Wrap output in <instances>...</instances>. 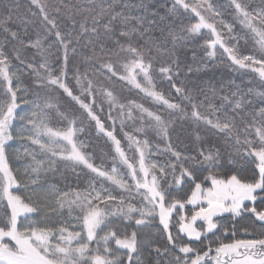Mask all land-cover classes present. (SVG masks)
<instances>
[{"label": "snow or ice", "instance_id": "6c2138e0", "mask_svg": "<svg viewBox=\"0 0 264 264\" xmlns=\"http://www.w3.org/2000/svg\"><path fill=\"white\" fill-rule=\"evenodd\" d=\"M30 3L38 9V14L29 9L31 16L39 15L43 28L35 40L29 35L35 21L18 14V3L0 0L6 10L0 14V264H264V106L253 108L248 98L259 96L264 105V91H245L232 81L227 94L223 86L211 88L210 98L203 88L183 82L178 86L174 80L180 76L177 47L199 37L209 57L215 58L219 47L231 66L255 73L264 85V0L256 6L253 0H228L231 21L224 18L225 5L212 0H172L163 15L149 0L122 2L121 11L115 0H86V5L60 0L69 19L86 14L78 33L62 32L57 19L50 18V11L61 13L60 6ZM133 9L140 14L131 15ZM184 13L192 14L189 23L177 19L160 29L161 38L145 39L166 18ZM116 22L125 27L113 51L104 38L114 34ZM48 36L55 39L45 46ZM89 36L95 39L87 41L92 55L85 56V63L95 61L96 73L126 82L159 110L135 100L120 102L87 71L76 69L70 83L69 52H76L74 41ZM241 42L251 46L249 54L240 53ZM54 48L63 49L59 69L51 64ZM28 49L40 60H28ZM153 50L169 57L158 75L169 82L177 102L156 89ZM113 56L122 60L119 71ZM26 76L33 78L30 84ZM32 86L38 91L30 95ZM98 93L108 103L111 129L97 115V107L103 111L96 103ZM217 95L219 105L213 103ZM64 96L111 142L109 167L103 161L97 165L87 144L78 140L84 129L73 113L61 110ZM113 109L127 120L139 112L144 125L136 129L141 138L124 132L125 119H120L127 151L117 137ZM53 113L67 126H50ZM177 121L182 122L181 133L184 124L192 129L187 143L180 134L173 141ZM15 140L22 142L23 150L15 151L25 161L24 184L16 175L20 169L9 165L8 150ZM57 161L75 177L76 187L65 190L40 182L42 173L57 171ZM61 178L70 179L63 173ZM30 185L34 187L28 191ZM21 189L27 194L21 195Z\"/></svg>", "mask_w": 264, "mask_h": 264}, {"label": "trees", "instance_id": "16d2710c", "mask_svg": "<svg viewBox=\"0 0 264 264\" xmlns=\"http://www.w3.org/2000/svg\"><path fill=\"white\" fill-rule=\"evenodd\" d=\"M4 3H7L9 5H14L16 3L19 4L18 14L19 15H27L29 19H32L35 21L33 25L29 27V35L33 40L37 38L38 35H43V28L40 24L39 15L36 17H32L29 9L31 11L37 12L38 9L31 5L30 0H3ZM117 3V11H121L122 9L119 7V5L122 2L129 3V4H138L140 0H115ZM150 3H154L155 7L159 9L160 14L163 15L164 11L167 7L171 6L172 0H149ZM214 4H224L225 8L222 9V11L225 13L224 18L226 20L231 21V17L228 15V13L231 12V9L227 7L228 0H212ZM41 3H46L50 6H60L62 8L61 13H55L50 11V18L55 17L57 19L58 26L60 27V30L63 31H73L74 33H78L80 31L79 29V23L83 21V17L86 14H75L73 15L72 19L76 21V27L73 29L72 27V19H69L68 16H66L64 13L68 11V9H64L60 5V0H41ZM64 3L69 5H86V0H64ZM259 0H253V6L258 5ZM181 13H183V10L181 9ZM0 14H6V10L3 8V5L0 4ZM140 13L136 11L135 9L131 10V15H139ZM191 13H184L182 15H179L178 17H174L172 19H167L159 25L158 27H153L151 29L150 34H146L145 39H157L161 38L162 34L160 29L167 28L170 25H173V21L179 20L183 23H189L191 18ZM195 22V21H191ZM11 24V22H10ZM13 29L16 30L15 25H12ZM178 27V25H175ZM89 27H91V21L89 20ZM124 25H121L119 22H116L114 24V34L110 38H104V42L107 46V48L112 49L113 51L116 50V39H119V32L124 28ZM100 31L102 32L103 29L101 28ZM205 35L207 36V30H204ZM163 35H167L165 32ZM89 38L94 37H83L80 39L79 43H76L74 41L73 46L76 48V52L72 53L69 52V81L71 84H74V81L71 80L72 73L76 71V69H79L81 73H84L87 71L91 78L97 82V86H104L108 88L109 90L113 91L114 95L118 98V100L122 103H127L129 100H135L137 103L143 104L146 108H149L150 110L156 111L160 109L159 105H155L151 102L150 99L146 98L143 93L139 92V90L131 87L130 85L126 84V82L119 81L115 78L112 80L106 79L104 76H100L98 73L95 72V69L99 67V65L95 61H89L85 63V56H91L92 55V48L91 46H88L87 41ZM54 36H48L47 41L45 42V46H47L48 43H51L54 41ZM144 42V41H142ZM204 40L201 38L196 39H186L183 41L182 46L177 47V55L180 62V76L174 77L175 82L179 86L181 82L186 84L189 88H192L193 85L199 86L205 90V92L209 93V96L211 98V88H216L219 90L222 86L225 89V94H227L229 90V85L232 81L235 82L237 85H241L242 88L246 91L248 88H252L253 92H262L264 91V85L261 84L259 77L252 73L251 71L246 70H236L233 66H231V61L227 59V54L223 52L222 49L219 47L216 50V56L215 58H211L207 55V52L205 51L204 47ZM97 51L99 50V44L95 45ZM169 47L171 48V44H169ZM10 48V46H9ZM251 50V46H243V42H241L240 47V53L241 54H249ZM53 52L55 53L51 59V64L54 69H59L62 64V58H63V49L61 48L59 52H56L55 48L53 49ZM153 67H154V82L156 84V89L158 91L163 92L166 96H168L170 99H172L174 102L178 101V97L176 96L174 90L170 87V84L167 80H163L159 78L158 75V69L159 67L164 64L169 57L167 55L163 54H157L155 50H153ZM25 56L28 60H31L33 57L37 61L40 60L39 55H36L35 50L28 49L25 51ZM105 60H107V57H105ZM113 62L116 64L117 70L119 71V64L121 61H117L116 57H112ZM13 64L20 66L18 61L13 60ZM189 68H191V71L189 72ZM33 78L26 76L25 81L26 83H31V80ZM143 83V81H141ZM78 92V89H74ZM231 90H235L234 87H232ZM32 91H38L34 86L31 87L30 95ZM249 99L253 100V108L264 106L261 105L260 97L259 96H251L248 97ZM198 99L202 100L203 96L198 95ZM96 103L97 105H102L103 111L100 110L99 107L96 108L97 115L100 116L101 121L105 124V127L108 129H111L112 127V121L108 119L109 114V106L106 102L105 98L100 95L99 93L96 96ZM213 103L219 105L221 103V100L219 98V95L216 96V98L213 100ZM22 109H27V105H21ZM67 109L71 113H73L77 117V124L78 126L83 127V131L79 132L77 134V138L80 141H84L87 144L86 151L89 152L94 162L97 165H101V162L103 161L104 167H109L112 164V155H114V149L111 146V142L108 140V138L103 134L99 133L98 130L95 127V122L91 121L89 118H87L86 114L83 113L82 110L79 109L78 105H75L73 102L69 100L66 96L62 97V111ZM134 117L136 119L134 120H127L124 117L118 116L117 110H112V116L116 118V134L119 139H121L122 145L125 147L126 151L127 149V141L123 138V132L120 131V119H125V127L124 132H128L133 135L140 136L143 138L142 133H138L136 129L143 127L144 125L139 119V112L133 113ZM181 123L180 121H177L176 123V131L172 133L173 141L176 142V136L180 134V137L182 140H184L186 143L189 139V133H191L192 129L188 127L187 124L183 125L184 131L181 133ZM50 126L54 128H64L67 126L66 122H61L59 118L55 115V113L52 114L51 120H50ZM14 127H19V124L17 123L14 125ZM148 138L152 140L154 143L156 142V137L153 132L148 130L147 132ZM12 147L8 150V159H9V165L13 168L15 171L16 169H20V172H17V178L21 181L22 184L27 183V177L23 174V164L25 161L18 160L17 159V153L16 149H22V142L19 140H15L11 142ZM179 147H184V144H178ZM161 147H163V143H161ZM129 155L131 153L129 152ZM42 158V157H38ZM159 159L163 160L164 157H158ZM47 167V165H45ZM57 171L55 172H48L47 174L42 173L41 174V183L45 184V186L48 183L55 184L57 187L67 189L68 186L76 187L77 181L75 180V177L72 176V174L68 171H65L64 169V162L57 161L56 164ZM79 171V169H78ZM87 171V170H85ZM61 173H63L64 176L70 177L69 181L66 182L64 179L61 178ZM80 188H84L86 184L83 181L79 182ZM108 187H111L110 185H107ZM31 187L29 186L28 191L31 190ZM21 195H26L27 192L25 190L21 189ZM114 194H117L114 192ZM135 203V201H133Z\"/></svg>", "mask_w": 264, "mask_h": 264}]
</instances>
